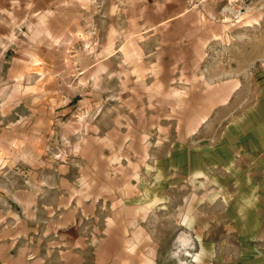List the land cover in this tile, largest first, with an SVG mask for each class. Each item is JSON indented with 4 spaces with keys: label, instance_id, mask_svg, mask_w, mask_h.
<instances>
[{
    "label": "rangeland",
    "instance_id": "374dc122",
    "mask_svg": "<svg viewBox=\"0 0 264 264\" xmlns=\"http://www.w3.org/2000/svg\"><path fill=\"white\" fill-rule=\"evenodd\" d=\"M245 13L264 0H0L5 125L28 158L41 146L47 169L68 163L57 172L77 197H105L80 231L83 246L104 241L69 263L192 258L210 222L241 215L258 164L241 153L259 98L244 66L264 48Z\"/></svg>",
    "mask_w": 264,
    "mask_h": 264
},
{
    "label": "crops",
    "instance_id": "0c3cea01",
    "mask_svg": "<svg viewBox=\"0 0 264 264\" xmlns=\"http://www.w3.org/2000/svg\"><path fill=\"white\" fill-rule=\"evenodd\" d=\"M242 21H248L243 23L248 29L253 25L262 28L264 14L245 13ZM244 68L251 70L249 75L259 86V98L257 107L245 112L249 123L242 131L245 141L241 153L249 157L251 164L258 163L257 171L243 184L242 196L247 198L242 200V213L222 222H210V228L217 231H211L208 238L193 237L198 249L190 253L192 258L167 249L160 259L156 254L153 258L163 262L160 264H169L165 263L169 260L173 264H185L183 260L188 264H264V48ZM3 111L0 100V264H71L70 260H88L87 255L98 252L104 240L98 235L97 246L81 244L80 231L87 225L82 214L89 204L105 206V197H77L73 175L65 183L66 173L62 176L57 172V166L66 172L68 163L55 162L53 169H47L52 164H47L49 158L42 161L41 146L33 147V156L28 158L26 136L20 128L5 125ZM67 213L73 214V219H66Z\"/></svg>",
    "mask_w": 264,
    "mask_h": 264
}]
</instances>
